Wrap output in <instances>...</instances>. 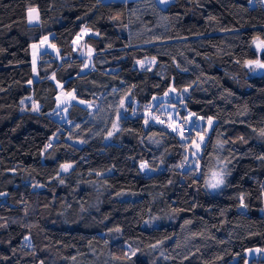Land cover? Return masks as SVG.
<instances>
[{"label": "trees", "instance_id": "obj_1", "mask_svg": "<svg viewBox=\"0 0 264 264\" xmlns=\"http://www.w3.org/2000/svg\"><path fill=\"white\" fill-rule=\"evenodd\" d=\"M29 7L39 23L28 24ZM82 26L100 33L84 38L95 50L85 70L72 44ZM45 36L58 55L40 53L33 79L30 46ZM257 36L258 1L0 0V264H264L245 254L264 250V74L244 65ZM59 87L87 102L70 105L68 125L52 116ZM170 87L214 120L200 171L180 167L192 133L145 123L143 107ZM218 157L230 175L211 191ZM112 237L137 255H109Z\"/></svg>", "mask_w": 264, "mask_h": 264}, {"label": "rangeland", "instance_id": "obj_2", "mask_svg": "<svg viewBox=\"0 0 264 264\" xmlns=\"http://www.w3.org/2000/svg\"><path fill=\"white\" fill-rule=\"evenodd\" d=\"M101 1H109V0H101ZM258 1V0H257ZM264 5V4H263ZM160 7L164 8L163 6L159 5ZM35 8V7H33ZM27 15V14H26ZM28 22V20H27ZM36 23H39V20L37 22H34L32 24H36ZM29 24V22H28ZM41 41V40H40ZM40 41L37 42V43H33V44H36L38 46L37 49H33L31 46H30V53H31V65H32V68H33V64H32V61H33V54L35 53V59H36V70L33 71V79H36L37 76H38V70H37V64H38V61H39V55L40 53L42 52H45V51H48L50 53H52L53 55H58V51H57V48H52V47H48L47 45H40ZM49 44H51L50 42V37H49ZM73 44V43H72ZM74 48H80V49H83V53L81 51H76L77 55L81 58L84 59V65H90V60L87 58V49L89 46H87L85 43H84V40L79 44V45H73ZM87 67L84 66V70L86 69ZM245 71H246V74L248 76H255V75H259V74H264V71H256V72H250L249 69L245 66ZM172 88V87H170ZM170 88L169 90L167 91L168 95H163V96H158V97H155V99H153V101L151 102L150 105L148 106H144L143 107V110H142V114L144 115V119L145 121L147 120L148 123L150 122H153L154 124H157V125H164L165 127H167L168 129L172 130V127H169V125H176L179 127H182L184 129V135L183 137L180 135V132L179 130L177 131H174L177 133V135L182 138L184 141H187L188 139V135L190 133H192L194 136L193 140H195L197 143H200L199 141V137L196 135L197 132H200L201 135H204L205 137V140H206V137L210 131L211 128H209L208 126V123H207V119H203V120H197V115L195 116H192L191 119L188 121V122H185V118L189 117L190 111H188L185 106H184V103L182 101V97L184 96V91H182L181 93H177V92H173V91H170ZM64 93H68V92H64L60 87H59V93H58V96H62L63 97V94ZM24 103H22L24 106L26 104H28L29 106H32L34 105L30 99H24L23 100ZM81 100L79 99H75V100H72L69 104H62L60 105L59 107L57 106V101H56V107H55V113L56 114H53L52 113V116L57 119L58 121H61L65 124H69V121H68V118H67V110L69 109L70 105L72 103H78V104H84V103H80ZM123 107L120 109V113H124L126 112V105L127 103H130V100L128 97H126L124 100H123ZM91 105V106H89ZM94 107V104L93 103H89L88 104V108L89 109H92ZM157 108L161 109L160 112L159 109L157 110ZM182 109H185L182 110ZM183 112V116H180L179 115V111ZM137 109L133 111L134 114L137 113ZM132 113V112H131ZM132 113V114H133ZM158 118V119H156ZM159 121H163V123H160ZM193 122L198 125V127H195L194 128V124ZM213 123H214V120H213ZM147 124V123H146ZM192 140V141H193ZM205 140L203 142V144L201 145V149H202V146L204 145L205 143ZM201 149L199 150V154L201 152ZM186 156L188 157V163H183L184 165V168L188 167L189 165H193L195 163L198 162V157L194 158L192 157L191 155V152L192 151H196L195 148L192 147V144H190L189 146L186 147ZM219 158V157H218ZM219 160H221L219 158ZM141 166V164H140ZM219 168V165L217 163V159L215 160V163L213 165V168ZM142 171L146 172V173H150L151 172V169L149 168H145V169H141ZM62 171V170H61ZM63 172V171H62ZM211 190V189H209ZM218 189H215V190H211V191H216ZM262 213L264 214V196H263V208H262ZM6 223V222H5ZM0 225H4V221L0 222ZM3 227H0V231H2ZM24 243L25 244H28L29 243V240L26 242L24 240ZM129 245L130 244H125V243H122V242H117L115 239H113L112 237V240H109L108 242V249H107V253H109V255H113V256H116V255H122L124 258L123 259H128L127 257L128 256H131V251L132 250H136L135 247H133L132 245H130L131 247L129 248ZM156 250V248H154ZM251 250V251H250ZM257 249H248L246 250L245 254L247 255L248 258L250 257H258L259 255H261L262 257H264V251H256ZM127 254V256H126ZM133 257V256H132ZM131 257V258H132ZM158 258V256L156 255L151 261H156ZM153 264V263H151Z\"/></svg>", "mask_w": 264, "mask_h": 264}, {"label": "snow or ice", "instance_id": "obj_3", "mask_svg": "<svg viewBox=\"0 0 264 264\" xmlns=\"http://www.w3.org/2000/svg\"><path fill=\"white\" fill-rule=\"evenodd\" d=\"M100 2H101V0H97V3H100ZM173 2H174V0H155L156 4L161 5L164 8H167ZM254 2H257V0H249V3H254ZM258 2H260L261 4H264V0H258ZM39 18H40L39 10L37 8H33V7L27 8V20H28L29 24L37 22L39 20ZM118 18L119 17H113V19H118ZM77 19L79 20L81 18L77 17ZM213 19H214V17H213ZM125 27H126V25H125ZM50 35H52V34H50ZM99 35H100L99 32H93L91 28H89L87 26H82L80 28V31L76 34L75 38L73 39L72 43H73V45H79L84 40L85 37L99 36ZM48 42H49V36H45V37H43L41 39L40 45H47L48 47L55 48L54 44H49ZM31 47L33 49H37L38 48V46L36 44H33ZM251 47H253L254 50H255L256 59L245 60L244 61V65L249 69L250 72L264 71V59H261V56H264V39H261L258 36L254 37L252 42H251ZM74 51H81L83 53V49H80V48H74ZM94 51L95 50L93 48H91L90 46L88 47V49H87V58L89 60L92 59ZM137 63H139L143 67V64H144L143 61H137ZM237 63H239V61H237ZM32 64H33V71H35L36 70L35 53L33 54ZM84 66L85 67H89V65H84ZM28 83L31 84L32 81H28ZM170 91L174 92V91H176V89L175 88H170ZM184 91H187V89H184ZM165 95H168V93H165ZM27 99H31V98L28 97ZM75 99H76L75 90H73L72 92L64 93L63 97L62 96H57L56 97L57 106L59 107L62 104H64V105L69 104L72 100H75ZM21 103H24V101L22 100ZM80 103H87V102L80 101ZM123 103L124 102L121 101V105H120L121 108L123 107ZM89 106H91V105H89ZM31 110L39 112V110H40L39 109V105L38 104H34L32 106ZM53 114H56L55 110H54ZM192 116H195V113H190L189 117L185 118V122H188L191 119ZM119 118L120 117H119V114H118L117 115V119H119ZM156 119H158V118H156ZM203 119H204L203 117H197V120H203ZM159 122L163 123V121H159ZM145 123H148V121L146 120ZM207 123H208L209 128H211L212 125H213V118L212 117H208L207 118ZM193 124H194V128L198 127V125H196L194 122H193ZM116 127H117V125L114 123L113 124V128H116ZM169 127H172L173 131L179 130L180 135L183 137L184 129L182 127L178 128V126H176L174 124L173 125H169ZM112 135H113L112 132L108 133L109 137L112 136ZM196 135L199 137L200 143H197L195 140H193L191 142L192 147L196 149V151H192L191 152V155L194 158L199 157V150L201 149V145L203 144V142L205 140L204 135H201L200 132H197ZM260 135H261V137H264V129H260ZM240 139L243 141V137H240ZM224 143H227V141H223V142L218 141L217 142V147H223ZM50 146H51V144L45 145V148L47 149ZM257 158L261 159V160H264V156L257 157ZM185 163H188V157L187 156L185 157ZM217 163L219 165V168L218 169L215 168V167L214 168H210L209 169V174L207 175V178L204 181V186L207 189L215 190V189L221 188L226 183V177L228 175H230V172L228 171L227 164L224 161L219 160V158H217ZM140 167H141V169H145L148 166H147L146 163H142ZM180 167H184V165L182 164V165H180ZM60 168H61V170L63 172H67V171H69V169L72 168V165L71 164H62L60 166ZM193 168L195 169V171H200L201 170L198 162L193 164ZM58 175H59V173H58ZM60 183H64V181L61 180ZM36 186L38 187L39 185H36ZM4 195H6V193H0V196H4ZM117 195H122V193H118ZM240 200H241L240 207L246 209L248 206L243 202V200H244L243 196L240 197ZM4 226L5 225H0V227H4ZM115 231L116 232H120L121 230L119 228H116ZM28 240H29V237L26 236L25 237V241L27 242ZM159 243H162V242L158 241L157 244H159ZM156 246L157 245H152L151 247L155 248ZM130 247L131 246L129 245V248ZM137 251L138 250H132L131 251V256H128L127 258L131 259L132 256H136L137 255ZM256 251H264V250L257 249ZM126 256H127V254H126ZM73 259H75V257H73ZM41 264H43V261H41Z\"/></svg>", "mask_w": 264, "mask_h": 264}, {"label": "built area", "instance_id": "obj_4", "mask_svg": "<svg viewBox=\"0 0 264 264\" xmlns=\"http://www.w3.org/2000/svg\"><path fill=\"white\" fill-rule=\"evenodd\" d=\"M159 112V111H158Z\"/></svg>", "mask_w": 264, "mask_h": 264}]
</instances>
